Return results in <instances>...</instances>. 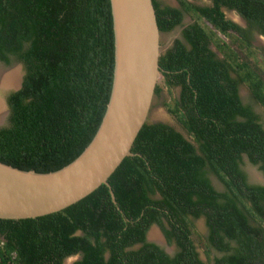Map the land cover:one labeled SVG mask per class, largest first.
Masks as SVG:
<instances>
[{
  "label": "trees",
  "instance_id": "trees-1",
  "mask_svg": "<svg viewBox=\"0 0 264 264\" xmlns=\"http://www.w3.org/2000/svg\"><path fill=\"white\" fill-rule=\"evenodd\" d=\"M177 1L153 5L161 32L183 25L184 13L193 18L159 56L163 84L179 89L167 110L181 130L143 124L108 178L115 200L101 184L57 212L0 218V264L73 256L71 264H264V180L250 182L245 168L246 157L264 178V118L254 108L264 110V46L253 42L264 37V0ZM0 62L23 67L5 98L0 162L39 173L64 167L94 137L111 95L110 0H0ZM153 225L173 253L147 240Z\"/></svg>",
  "mask_w": 264,
  "mask_h": 264
},
{
  "label": "water",
  "instance_id": "water-1",
  "mask_svg": "<svg viewBox=\"0 0 264 264\" xmlns=\"http://www.w3.org/2000/svg\"><path fill=\"white\" fill-rule=\"evenodd\" d=\"M110 2L115 37L114 77L97 132L76 159L55 171H25L0 162V218H36L70 206L101 184L110 188L109 176L125 156L132 155L131 147L147 121L161 74V31L153 0ZM14 70L16 86L4 88L20 87L22 75L17 67ZM3 105L8 109L6 102ZM3 125L1 120L0 127Z\"/></svg>",
  "mask_w": 264,
  "mask_h": 264
},
{
  "label": "rangeland",
  "instance_id": "rangeland-1",
  "mask_svg": "<svg viewBox=\"0 0 264 264\" xmlns=\"http://www.w3.org/2000/svg\"><path fill=\"white\" fill-rule=\"evenodd\" d=\"M159 1L163 4H168L171 6L179 7L177 0H159ZM189 1H191L195 4H198V5L210 4V0H189ZM224 12H225L227 18H230V19L236 20L237 22L242 23L241 19L237 16V14L235 12H233L231 10H224ZM192 21H193V18L191 17L190 14L187 13V15H185V19L183 21V24L189 23ZM180 27L181 26H176L171 31L161 32V34H160L161 53L164 52L167 48H169L172 45L174 39L178 37L179 32H180ZM254 44L256 46H264V37H260V35L256 34V39H255ZM16 67L19 69V72L22 75L23 74V67L18 62L12 63L11 65H5L4 63L0 62V69H4V70H0V71H11L12 69L14 70ZM16 83H17V81H16ZM16 83H15V85H16ZM157 84L162 87V90L159 94L154 95V97H153L152 104H151L149 114L147 117V122H165V123H169V124L175 126V128H177V129L181 130V127L179 126V123L177 122L175 117L171 113H169V111L167 110V104H172L173 101L176 99V97L178 95V88L168 89L163 84L161 76H159ZM240 88H241L240 89V95L242 96V98H244V99L249 98L250 93H249L247 87L245 85H241ZM11 90L12 89H10V88L7 89V88H4V86L2 87L0 85V102L2 104L4 102H6V99H5L6 95ZM3 108L5 109L4 110L5 115L3 117V121H4V125H5L7 122L8 116H9V111L5 107H3ZM254 108L264 118L263 107L261 105H259L258 103H254ZM6 109H7V111H6ZM245 162H246L245 168L248 170L249 175L252 177L255 176L257 179H261V173L258 171L256 166L251 165L247 161L246 158H245ZM212 179H213V183L215 184V186L217 188H220L221 187L220 182L215 177H212ZM195 226L201 234H203V235L206 234L207 228H206V225H205L204 220L202 218L195 220ZM152 230H154L156 235L158 234L157 237L159 239L157 238V240H155L151 236L150 232ZM148 237L150 240L162 243V246L165 247V249H167L169 251V253H173L175 251V246L173 244H171V245L167 244L166 240L163 239L161 232L156 225H153L150 228L149 233H148ZM197 247H198V251L200 253L201 258L205 261L206 256L204 255L202 249L199 247L198 244H197ZM77 258H78V256L69 257L65 260V264H71Z\"/></svg>",
  "mask_w": 264,
  "mask_h": 264
},
{
  "label": "bare ground",
  "instance_id": "bare-ground-1",
  "mask_svg": "<svg viewBox=\"0 0 264 264\" xmlns=\"http://www.w3.org/2000/svg\"><path fill=\"white\" fill-rule=\"evenodd\" d=\"M17 81V73L13 70L11 71H0V85L4 87H14L15 83ZM16 86V85H15ZM0 102V121L3 120V117L5 115L4 112V105ZM151 236L157 240V235L155 234L154 230L150 232ZM159 239V238H158Z\"/></svg>",
  "mask_w": 264,
  "mask_h": 264
},
{
  "label": "flooded vegetation",
  "instance_id": "flooded-vegetation-1",
  "mask_svg": "<svg viewBox=\"0 0 264 264\" xmlns=\"http://www.w3.org/2000/svg\"><path fill=\"white\" fill-rule=\"evenodd\" d=\"M163 4V3H162ZM224 10H231V9H227V8H223V11ZM234 11V10H233ZM225 13V12H224ZM235 13L237 14V12L235 11ZM185 15H187V13H184V17H183V21H184V19H185ZM225 16H226V14H225ZM237 16L241 19V17H240V15H238L237 14ZM230 19V18H229ZM231 20H233V19H231ZM234 22H236V23H238L239 25H241V26H246V21L244 22L242 19H241V21H242V23H240V22H237L236 20H233ZM193 22V21H192ZM192 22H189V23H192ZM189 23H185V24H183V25H181V27H180V32H179V35H178V37L177 38H181L182 39V35H181V31H182V29H183V27L185 26V25H187V24H189ZM254 39H253V42H255V39H256V35H254V37H253ZM241 89V88H240ZM179 90V89H178ZM246 158V157H245ZM247 159V158H246ZM248 161V160H247ZM252 165V164H251ZM254 166V165H253ZM256 168L258 169V167L256 166ZM258 171H259V169H258ZM260 172V171H259ZM261 173V172H260ZM248 178H249V180H250V182H253V183H262L263 182V180H264V178H263V175H262V173H261V179H257L255 176L254 177H252V176H250L249 175V173H248ZM261 181V182H260ZM150 230V229H149ZM149 230H148V233H149ZM160 230V229H159ZM161 232V231H160ZM148 233H147V240H149V241H153V240H150L149 239V237H148ZM161 235H162V233H161ZM163 236V235H162Z\"/></svg>",
  "mask_w": 264,
  "mask_h": 264
},
{
  "label": "crops",
  "instance_id": "crops-1",
  "mask_svg": "<svg viewBox=\"0 0 264 264\" xmlns=\"http://www.w3.org/2000/svg\"><path fill=\"white\" fill-rule=\"evenodd\" d=\"M231 11H233V10H231ZM233 12H235V11H233Z\"/></svg>",
  "mask_w": 264,
  "mask_h": 264
}]
</instances>
